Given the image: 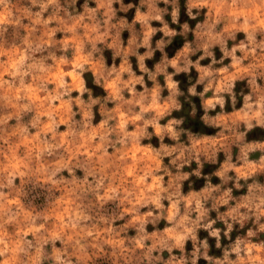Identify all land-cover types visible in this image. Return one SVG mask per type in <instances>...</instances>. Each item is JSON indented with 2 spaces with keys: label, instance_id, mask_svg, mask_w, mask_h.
<instances>
[{
  "label": "rangeland",
  "instance_id": "1",
  "mask_svg": "<svg viewBox=\"0 0 264 264\" xmlns=\"http://www.w3.org/2000/svg\"><path fill=\"white\" fill-rule=\"evenodd\" d=\"M0 264H264V0H0Z\"/></svg>",
  "mask_w": 264,
  "mask_h": 264
}]
</instances>
